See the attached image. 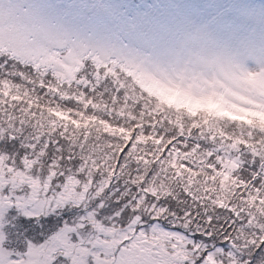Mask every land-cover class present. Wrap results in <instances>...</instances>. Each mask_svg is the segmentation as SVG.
Segmentation results:
<instances>
[{
    "label": "snow or ice",
    "instance_id": "obj_1",
    "mask_svg": "<svg viewBox=\"0 0 264 264\" xmlns=\"http://www.w3.org/2000/svg\"><path fill=\"white\" fill-rule=\"evenodd\" d=\"M0 264H264V0H0Z\"/></svg>",
    "mask_w": 264,
    "mask_h": 264
}]
</instances>
